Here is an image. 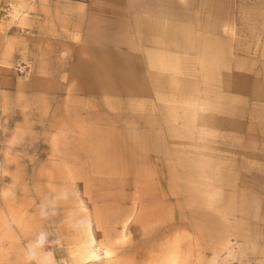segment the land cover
Masks as SVG:
<instances>
[{
    "label": "rangeland",
    "instance_id": "374dc122",
    "mask_svg": "<svg viewBox=\"0 0 264 264\" xmlns=\"http://www.w3.org/2000/svg\"><path fill=\"white\" fill-rule=\"evenodd\" d=\"M231 1L230 44L264 72V0ZM13 6L0 1V264H252V240L264 247V73L243 77L259 153L185 143L158 155L139 136L97 129L76 161L74 140L50 135L40 104L49 99L59 115L65 92L38 93L32 59L12 58L11 34H28L12 23Z\"/></svg>",
    "mask_w": 264,
    "mask_h": 264
},
{
    "label": "crops",
    "instance_id": "0c3cea01",
    "mask_svg": "<svg viewBox=\"0 0 264 264\" xmlns=\"http://www.w3.org/2000/svg\"><path fill=\"white\" fill-rule=\"evenodd\" d=\"M10 1L19 11L12 23L28 33L11 34L12 58L32 59L28 83L38 93L65 92L66 112L55 114L46 98L40 104L50 135L55 128L66 145L74 140L76 161L94 146L97 129L110 138L139 136L158 155L185 143L259 153V120L248 98L254 90L243 77L259 80L264 72L258 58L230 44L231 0ZM119 119L124 131L112 124ZM252 250V264H264V247L252 240Z\"/></svg>",
    "mask_w": 264,
    "mask_h": 264
},
{
    "label": "bare ground",
    "instance_id": "6f19581e",
    "mask_svg": "<svg viewBox=\"0 0 264 264\" xmlns=\"http://www.w3.org/2000/svg\"><path fill=\"white\" fill-rule=\"evenodd\" d=\"M88 222V221H87ZM90 244H91V242H90ZM90 246V245H89ZM92 246V245H91ZM94 246V245H93ZM91 248V247H90ZM95 248V247H94ZM97 250H94V249H91L90 250V252L89 253H91L92 255H96L97 254V252H96ZM99 254V253H98ZM90 255V254H89ZM89 257V256H88ZM98 257V256H97ZM93 258H95V257H93Z\"/></svg>",
    "mask_w": 264,
    "mask_h": 264
}]
</instances>
